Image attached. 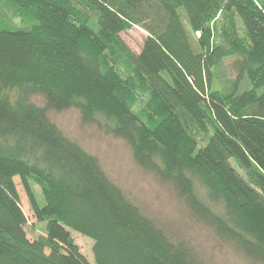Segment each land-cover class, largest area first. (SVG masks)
I'll return each instance as SVG.
<instances>
[{"label": "trees", "instance_id": "obj_1", "mask_svg": "<svg viewBox=\"0 0 264 264\" xmlns=\"http://www.w3.org/2000/svg\"><path fill=\"white\" fill-rule=\"evenodd\" d=\"M9 1L31 6L34 24L0 29V264H93L72 232L93 240L94 264H204L145 215L99 159L48 115L73 106L88 124L98 112L117 120L114 133L141 168L167 184L214 234L264 264V2ZM85 11L94 14V28ZM219 12L237 17L248 37L245 49L236 41L244 58L234 64L237 79L228 95L213 87L209 33L196 48L184 23L202 31ZM133 26L148 34L136 56L120 38ZM114 52L149 80L151 123L132 111V79L103 68V56ZM248 74L253 88L241 94ZM34 96L42 97V105ZM196 134L207 139L205 145ZM16 177L35 221L45 224V235L35 240L27 235ZM193 177L212 201L223 203L225 219L197 197ZM32 179L42 186V205Z\"/></svg>", "mask_w": 264, "mask_h": 264}, {"label": "rangeland", "instance_id": "obj_2", "mask_svg": "<svg viewBox=\"0 0 264 264\" xmlns=\"http://www.w3.org/2000/svg\"><path fill=\"white\" fill-rule=\"evenodd\" d=\"M256 1L264 2V0ZM85 12L92 15L90 23L94 28V14L91 11ZM33 13L34 10L31 6L14 5L9 0H0V29H30L34 24ZM184 23L196 48L198 47V38L203 33H209L210 51L213 53L215 62L213 87L224 95L230 94L237 79L234 64L244 58L242 52L236 47V41L244 49L248 44V37L242 23L234 15H227L223 12H219L215 19L207 22L202 31L193 30L187 19L184 20ZM147 36V32L137 26L120 34L125 47L134 56L140 53ZM225 53L228 55H224ZM102 66L104 69L112 66L124 78L132 79L134 85L133 98L131 99L132 111L141 122L151 123L152 96L149 80L135 73L131 60L117 52L105 54L102 58ZM249 76L248 74L240 84L239 93L242 94L253 88V81ZM32 100L42 105V97L34 96ZM48 115L68 138L79 143L86 151L99 159L110 179L126 193L133 203L141 208L145 215L153 219L175 241H182L190 246L204 264H259L247 258L231 243L214 234L210 227L190 213L167 184L161 182L154 174L145 171L135 162L127 142L114 133L117 126H121L117 120L98 112L95 114V121L88 124L82 120L81 113L75 106L64 112L50 111ZM196 135L200 145H205L207 139L199 134ZM152 156L156 162H163L160 151L154 150ZM231 163L244 178H247L243 170L233 160ZM15 183L22 209L29 220L26 228L28 238L35 240L41 235H45V224L35 221L19 177L15 178ZM193 183L197 197L215 215L225 219L227 215L223 203L212 201L207 189L197 178L193 177ZM31 187L38 202L41 205L44 204L41 184L32 179ZM72 236L81 252L94 264L93 240L76 232H72Z\"/></svg>", "mask_w": 264, "mask_h": 264}]
</instances>
